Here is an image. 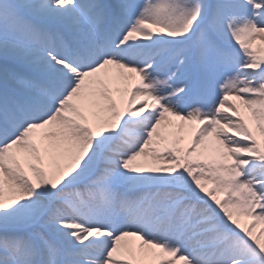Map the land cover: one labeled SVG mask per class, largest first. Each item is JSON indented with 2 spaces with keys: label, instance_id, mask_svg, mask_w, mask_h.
<instances>
[{
  "label": "snow or ice",
  "instance_id": "1",
  "mask_svg": "<svg viewBox=\"0 0 264 264\" xmlns=\"http://www.w3.org/2000/svg\"><path fill=\"white\" fill-rule=\"evenodd\" d=\"M0 264H264V0H0Z\"/></svg>",
  "mask_w": 264,
  "mask_h": 264
}]
</instances>
